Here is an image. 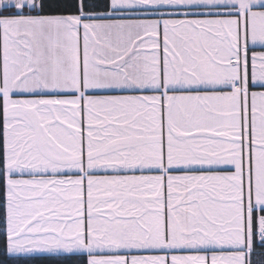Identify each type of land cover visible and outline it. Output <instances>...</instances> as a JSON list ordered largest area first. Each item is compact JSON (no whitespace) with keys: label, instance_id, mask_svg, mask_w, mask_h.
<instances>
[{"label":"snow or ice","instance_id":"obj_1","mask_svg":"<svg viewBox=\"0 0 264 264\" xmlns=\"http://www.w3.org/2000/svg\"><path fill=\"white\" fill-rule=\"evenodd\" d=\"M0 210V264H264V0H0Z\"/></svg>","mask_w":264,"mask_h":264},{"label":"trees","instance_id":"obj_2","mask_svg":"<svg viewBox=\"0 0 264 264\" xmlns=\"http://www.w3.org/2000/svg\"><path fill=\"white\" fill-rule=\"evenodd\" d=\"M6 248V218H4L3 210H0V258L7 255L5 252ZM8 259L11 260L13 257L8 255Z\"/></svg>","mask_w":264,"mask_h":264},{"label":"crops","instance_id":"obj_3","mask_svg":"<svg viewBox=\"0 0 264 264\" xmlns=\"http://www.w3.org/2000/svg\"><path fill=\"white\" fill-rule=\"evenodd\" d=\"M259 50V49H258Z\"/></svg>","mask_w":264,"mask_h":264}]
</instances>
